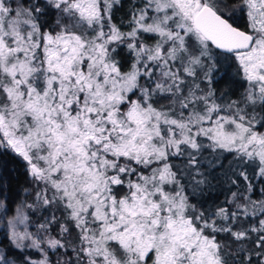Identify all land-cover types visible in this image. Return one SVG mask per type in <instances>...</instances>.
<instances>
[{
  "label": "snow or ice",
  "instance_id": "6c2138e0",
  "mask_svg": "<svg viewBox=\"0 0 264 264\" xmlns=\"http://www.w3.org/2000/svg\"><path fill=\"white\" fill-rule=\"evenodd\" d=\"M0 264H264V0H0Z\"/></svg>",
  "mask_w": 264,
  "mask_h": 264
},
{
  "label": "trees",
  "instance_id": "16d2710c",
  "mask_svg": "<svg viewBox=\"0 0 264 264\" xmlns=\"http://www.w3.org/2000/svg\"><path fill=\"white\" fill-rule=\"evenodd\" d=\"M9 166L12 167V168L16 167L15 165H9ZM14 176H15V174H14ZM15 178L20 179L21 184L24 183V181H23V179L21 177L15 176Z\"/></svg>",
  "mask_w": 264,
  "mask_h": 264
}]
</instances>
